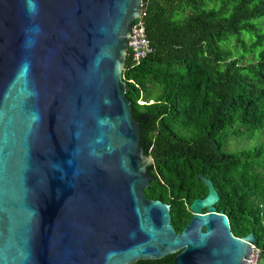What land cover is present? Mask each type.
<instances>
[{
	"label": "water",
	"instance_id": "obj_1",
	"mask_svg": "<svg viewBox=\"0 0 264 264\" xmlns=\"http://www.w3.org/2000/svg\"><path fill=\"white\" fill-rule=\"evenodd\" d=\"M141 4L0 0V264H245L257 245L232 234L203 173L179 233L145 195L122 78Z\"/></svg>",
	"mask_w": 264,
	"mask_h": 264
},
{
	"label": "trees",
	"instance_id": "obj_2",
	"mask_svg": "<svg viewBox=\"0 0 264 264\" xmlns=\"http://www.w3.org/2000/svg\"><path fill=\"white\" fill-rule=\"evenodd\" d=\"M140 21L152 52L140 61L127 52L122 78L152 158L146 197L170 207L179 233L207 193L202 172L232 234L253 233L264 251V0H142Z\"/></svg>",
	"mask_w": 264,
	"mask_h": 264
},
{
	"label": "built area",
	"instance_id": "obj_3",
	"mask_svg": "<svg viewBox=\"0 0 264 264\" xmlns=\"http://www.w3.org/2000/svg\"><path fill=\"white\" fill-rule=\"evenodd\" d=\"M141 14H142V4H141L140 14L136 20L141 19ZM144 26L145 25L143 24L142 21L136 24L132 23L131 25L128 42H127V51H129V53H132L133 59L135 61H139L143 59L152 52V48L146 37ZM260 258H261V250L253 247L251 249V254L246 264H259Z\"/></svg>",
	"mask_w": 264,
	"mask_h": 264
},
{
	"label": "clouds",
	"instance_id": "obj_4",
	"mask_svg": "<svg viewBox=\"0 0 264 264\" xmlns=\"http://www.w3.org/2000/svg\"><path fill=\"white\" fill-rule=\"evenodd\" d=\"M144 27H145V26H144ZM146 37H147V36H146ZM127 52H129V51L126 50V55H127ZM144 58H145V57H144ZM139 61H140V60H139ZM139 104H143V102H142V101H139ZM147 157H148V159H149V161H150L149 165H151V164H152V158H150L149 156H147ZM200 173H202V172H200ZM188 207H189V206H188ZM188 211H189V210H188ZM169 212H170V210H169ZM189 213H190V212H189ZM190 215H191V214H190ZM190 218H191V217H190ZM189 221H190V220H189ZM170 223H171V222H170ZM228 223H229V221H228ZM187 224H188V223H187ZM171 226H172V225H171ZM229 226H230V224H229ZM172 228H173V227H172ZM229 228H230V227H229ZM173 229H174V228H173ZM230 230H231V229H230ZM175 232H176V231H175ZM243 237H244V236H243ZM254 248H257V249L261 250V258H260V260H259V264H264V260H263V259H264V258H263V257H264V251H263L262 249H260L257 245H255ZM176 254H178V253L175 252V255H176ZM250 254H251V253H250ZM171 255H173V254H171ZM175 255H174V256H175ZM249 256H250V255H249ZM248 259H249V257H248ZM248 259H247V260H248ZM247 260H246V262H247ZM245 264H246V263H245Z\"/></svg>",
	"mask_w": 264,
	"mask_h": 264
},
{
	"label": "rangeland",
	"instance_id": "obj_5",
	"mask_svg": "<svg viewBox=\"0 0 264 264\" xmlns=\"http://www.w3.org/2000/svg\"><path fill=\"white\" fill-rule=\"evenodd\" d=\"M244 145H247L248 144V142H249V139L248 138H246L244 141ZM236 147H239L240 146V143H236V145H235ZM254 145H251V147H253ZM147 160H148V157H147ZM148 163H150L149 161H148Z\"/></svg>",
	"mask_w": 264,
	"mask_h": 264
}]
</instances>
